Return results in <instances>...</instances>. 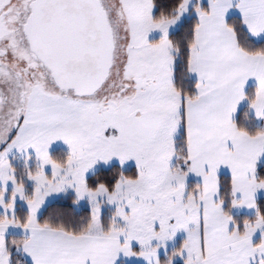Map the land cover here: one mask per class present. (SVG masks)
<instances>
[{
	"label": "snow or ice",
	"instance_id": "obj_1",
	"mask_svg": "<svg viewBox=\"0 0 264 264\" xmlns=\"http://www.w3.org/2000/svg\"><path fill=\"white\" fill-rule=\"evenodd\" d=\"M0 264H264V0H0Z\"/></svg>",
	"mask_w": 264,
	"mask_h": 264
}]
</instances>
